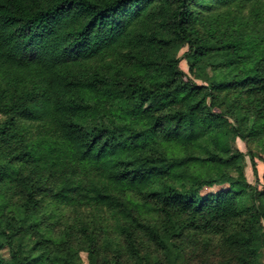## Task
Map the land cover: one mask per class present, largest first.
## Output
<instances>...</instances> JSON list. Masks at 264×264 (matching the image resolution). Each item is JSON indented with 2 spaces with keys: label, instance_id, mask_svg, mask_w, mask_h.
I'll list each match as a JSON object with an SVG mask.
<instances>
[{
  "label": "trees",
  "instance_id": "16d2710c",
  "mask_svg": "<svg viewBox=\"0 0 264 264\" xmlns=\"http://www.w3.org/2000/svg\"><path fill=\"white\" fill-rule=\"evenodd\" d=\"M236 136L264 146V0H0V264H263Z\"/></svg>",
  "mask_w": 264,
  "mask_h": 264
},
{
  "label": "rangeland",
  "instance_id": "374dc122",
  "mask_svg": "<svg viewBox=\"0 0 264 264\" xmlns=\"http://www.w3.org/2000/svg\"><path fill=\"white\" fill-rule=\"evenodd\" d=\"M188 50V46H182L177 47L175 51H173V54L177 57L181 58L180 66L183 70L188 72L193 78L196 79L198 83H205V79L198 76L196 72H192L190 69V59L185 54ZM205 71L207 74L212 73L210 67H206ZM232 146L234 150H240L242 152L246 153L245 158L242 161V167L246 173V176L248 180L254 184L255 186H258L260 189L264 186V146L263 147H256L254 149V157L252 159V156L247 153L248 148L244 141L236 136L232 141ZM223 186L215 185L213 187H207L203 190V194L209 193V192H217L219 191ZM247 203H250V200L247 199ZM18 242L20 240H17ZM32 244H27L25 246V249H29ZM87 252L83 251L82 256V262L83 264H88V256ZM0 256L3 259H9L10 258V249L9 247H5L0 250ZM262 263L264 264V251L262 252Z\"/></svg>",
  "mask_w": 264,
  "mask_h": 264
}]
</instances>
